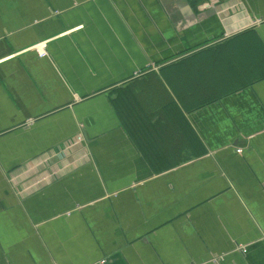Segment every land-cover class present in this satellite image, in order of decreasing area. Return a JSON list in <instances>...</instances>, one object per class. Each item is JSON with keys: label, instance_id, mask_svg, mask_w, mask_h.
I'll list each match as a JSON object with an SVG mask.
<instances>
[{"label": "crops", "instance_id": "0c3cea01", "mask_svg": "<svg viewBox=\"0 0 264 264\" xmlns=\"http://www.w3.org/2000/svg\"><path fill=\"white\" fill-rule=\"evenodd\" d=\"M0 264H264V0H0Z\"/></svg>", "mask_w": 264, "mask_h": 264}, {"label": "trees", "instance_id": "16d2710c", "mask_svg": "<svg viewBox=\"0 0 264 264\" xmlns=\"http://www.w3.org/2000/svg\"><path fill=\"white\" fill-rule=\"evenodd\" d=\"M129 105V104H128ZM128 105L126 106V107H128ZM129 107H132V105H129ZM135 111H136V109H134ZM126 113V115H127V117H128V120H131V115H133V116H135L136 114L132 111V109L131 108H127V111L125 112ZM138 115H137V120L139 119V120H143V117L141 116V111L139 110V112L137 113ZM135 130H136V132L138 133V136L141 138V136H140V130H139V128L137 127H135L134 128ZM155 163H161V161H158V162H155Z\"/></svg>", "mask_w": 264, "mask_h": 264}, {"label": "built area", "instance_id": "2783aa9c", "mask_svg": "<svg viewBox=\"0 0 264 264\" xmlns=\"http://www.w3.org/2000/svg\"><path fill=\"white\" fill-rule=\"evenodd\" d=\"M260 22V20L258 19V20H255V22H254V24H258ZM38 49V51H39V54L41 55V56H45L46 55V51H45V48H37ZM238 151H241V149H238ZM214 262H218L219 261V258H217V257H215V258H213L212 259Z\"/></svg>", "mask_w": 264, "mask_h": 264}]
</instances>
